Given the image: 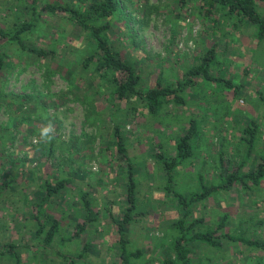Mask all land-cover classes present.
Returning a JSON list of instances; mask_svg holds the SVG:
<instances>
[{"label": "rangeland", "instance_id": "obj_1", "mask_svg": "<svg viewBox=\"0 0 264 264\" xmlns=\"http://www.w3.org/2000/svg\"><path fill=\"white\" fill-rule=\"evenodd\" d=\"M75 3L86 0H38ZM89 1V0H88ZM203 0H120V10L110 25L115 49L152 85L161 75L164 83H176L183 71L199 63L202 54L215 46L212 76L231 81L235 91L202 77H193L181 95L186 104H170L158 117L141 107L110 96L106 81L83 68L82 59L92 47L71 21L43 13L35 28L21 34L27 47L53 50L37 57L0 37L5 53L0 74V250L16 245L18 262L0 253V264H65L58 252L75 255L86 242V258L95 264H121L117 225L127 207L126 162L116 151L113 126L120 127L136 181L135 216L125 226L127 247L142 256L131 264H161L169 254L178 218L166 176L155 159L156 144L167 155L176 152L177 139L190 123L196 129L193 153L174 169L173 188L188 194L200 191L198 176L206 184L220 180L219 153L233 168L243 163L250 171L264 154V40L255 27L218 13V26L204 17ZM72 3V4H73ZM29 0H0V28L31 17ZM264 17V0L258 1ZM251 122L257 131L250 155L244 129ZM50 127L47 137L41 135ZM66 180L49 197L43 212L59 221L49 248L37 238L34 205L44 199L45 180ZM83 194L89 208L82 202ZM191 218H203L199 228L214 227L226 214V228L264 243V179L247 190L234 186L194 202ZM41 218L45 219V215ZM81 220L86 228L74 234ZM191 264H264L263 247L222 241L220 247L195 242Z\"/></svg>", "mask_w": 264, "mask_h": 264}, {"label": "trees", "instance_id": "obj_2", "mask_svg": "<svg viewBox=\"0 0 264 264\" xmlns=\"http://www.w3.org/2000/svg\"><path fill=\"white\" fill-rule=\"evenodd\" d=\"M258 1L260 0H203L202 7L204 17L210 18L212 27L218 26L220 15H223L233 21V25L239 23H248L255 27V36L258 41L264 40V17L258 9ZM86 7L79 8L75 3H51L44 2L38 5V0H29L31 7V17L27 21L15 23V29L6 30L0 28V37L5 38L9 43L18 44L17 46L27 52L33 53L37 57H47L54 55L53 50H44L38 48L27 47L22 39L21 34L35 28L39 22V18L43 13L48 15H57L71 21L81 33L85 36V41L92 47L91 52L86 54L81 60L83 68H87L90 64H95L94 72L101 80L106 81L109 88L110 96H114L118 100L128 101L132 103L133 110L139 107L145 110L151 117H158L161 110L170 104L184 105L186 104L184 96L181 95L184 86L193 83V77H202L216 84H223L235 91L234 84L219 76L210 74V66L216 56L215 46L208 48L202 54L200 61L196 65L189 66L183 71L182 78L176 83H164L161 75H159L152 85H142V76L139 69L131 64L123 57L119 50L115 49L114 40L111 38L110 25L120 10V0H86ZM180 4L184 0H179ZM5 53L0 51V74L4 67ZM3 94L0 91V101ZM244 138L247 144L246 157L250 155L254 144V138L257 131V124L251 122L245 129ZM112 136L116 151L124 158L126 162V201L127 207L117 225V243L119 248V257L121 264H131L134 259L142 256L139 249L130 250L127 247L128 239L125 237V226L129 220L135 216L136 209V181L133 177L132 165L128 155L125 141L120 132V127L113 126ZM197 136L196 129L190 123L185 134L177 139L176 152L174 155H167L161 150L159 143L156 144L155 159L161 164L166 176V190L169 191L180 215L172 223L175 234L169 243V254L161 259V264H191V245L195 242L207 244L212 247H220L222 241H233L247 244L253 247H263L264 243L257 239H251L244 235H235L229 231L220 230L226 228L227 215L224 214L219 222L214 226H208L200 229L198 225L202 223L203 218H191L190 209L194 202L204 200L219 192L228 191L234 186H241L250 190L254 186L261 184L264 179V154L260 157L254 169L250 171L242 170L243 163L233 166L232 169L224 163L223 153H219L220 180L218 183L206 184L201 175L198 176L200 191H193L188 194L178 192L173 188L174 169L181 165L183 161L190 157L193 153L194 137ZM66 185V180L55 179L54 181L45 180L43 187L46 189L44 199L34 205L36 213L34 218L37 222L35 234L37 238H41L44 247L49 248L58 231L59 221L51 218L43 212V206L50 196L58 193V191ZM4 190V185H0V193ZM85 208H89V200L83 194L81 198ZM45 215V219L41 218ZM86 221L81 220L78 229L74 234L81 233L86 228ZM16 245L6 243L0 250L2 254H9L10 257L16 258L18 262L19 256L16 252ZM90 249V243L86 242L79 253L65 254L57 251V255L65 262V264H95L86 258V253Z\"/></svg>", "mask_w": 264, "mask_h": 264}, {"label": "clouds", "instance_id": "obj_3", "mask_svg": "<svg viewBox=\"0 0 264 264\" xmlns=\"http://www.w3.org/2000/svg\"><path fill=\"white\" fill-rule=\"evenodd\" d=\"M50 127H47V128H44L41 135L44 136V137H47L49 132H50Z\"/></svg>", "mask_w": 264, "mask_h": 264}]
</instances>
